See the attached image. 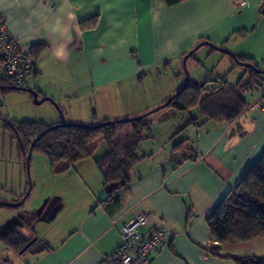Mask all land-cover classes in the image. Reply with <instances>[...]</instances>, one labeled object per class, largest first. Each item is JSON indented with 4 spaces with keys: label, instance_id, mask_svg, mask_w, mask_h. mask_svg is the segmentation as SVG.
Returning a JSON list of instances; mask_svg holds the SVG:
<instances>
[{
    "label": "crops",
    "instance_id": "obj_1",
    "mask_svg": "<svg viewBox=\"0 0 264 264\" xmlns=\"http://www.w3.org/2000/svg\"><path fill=\"white\" fill-rule=\"evenodd\" d=\"M245 6L243 0H224L219 10L200 0L173 7L165 0H0V16L23 54L32 57L34 45L46 47L24 87L37 92L39 99L51 98L68 111L70 122L95 125L136 117L163 104L181 88L183 78L172 82L164 96L143 101L130 98L131 84L141 73L182 64L201 41L226 47V20L233 10ZM236 52L254 58L249 52ZM224 61L227 70L235 68L234 62ZM18 95L26 97L27 104L33 103L28 93ZM247 100L249 108L232 123L203 117L187 127L190 120L181 116L168 121L169 129L158 133L153 128L157 120L150 116L152 138L140 145L146 153H140L142 158L132 169L129 193L118 194L123 210L112 218L98 206L107 192L95 161L106 154V148L60 175L51 174L49 163L44 171L38 167L29 213L33 219L29 214L18 216V210H3L0 239L17 231L50 246L47 251L37 245L26 254L29 261L20 264H101L117 249L122 226L144 213L150 223L141 230L143 235L156 225L171 232L167 242L152 252V264H234L233 258L248 256L264 259V238L218 244L207 223L264 152V89ZM3 102L8 112L9 104L5 98ZM0 116L23 122L10 113ZM49 116L43 122L60 121L53 107ZM182 141L196 160L174 149L173 144ZM17 158L22 169L18 153ZM18 177L20 183L11 195L22 192L19 198L28 179L23 185L21 172ZM5 200L9 199L0 197ZM211 247L218 249V256L205 249Z\"/></svg>",
    "mask_w": 264,
    "mask_h": 264
},
{
    "label": "trees",
    "instance_id": "obj_2",
    "mask_svg": "<svg viewBox=\"0 0 264 264\" xmlns=\"http://www.w3.org/2000/svg\"><path fill=\"white\" fill-rule=\"evenodd\" d=\"M186 1L189 0H165L169 7ZM203 39L201 38V40ZM220 47L226 48L225 45ZM45 48L44 45H34L31 48V55L35 62ZM211 49L217 51L214 48ZM195 54L190 58H194ZM237 59L259 68L253 59L239 55H237ZM246 71L249 76L245 83L232 84L226 78L207 80L200 86L189 82L187 88L167 108L178 113L189 114L198 110L207 121L232 123L249 108L250 103L246 99V95L258 91L260 88L264 89V75H260L250 68ZM13 93H28L33 99V95L24 87V83L18 86L5 76H0V98ZM197 120V118H191L187 127L196 124ZM113 121L117 120H103L95 125H90H101L100 127L88 129L83 124L60 127V121L47 124L45 122L9 121L4 118V127L10 131L13 139L17 142V153L24 164L25 171L26 158L32 150L31 162L34 155L46 157L52 175H60L68 171L78 161L93 156L99 143L104 141L107 152L95 162L102 174L107 197L101 200L98 206L112 218L124 208L122 198L118 197V194L122 192L127 194L130 191L132 169L142 158L140 145L152 138L153 123L150 116L135 122L111 123ZM42 133L44 135L33 146V142ZM186 145L185 141H182L177 143L174 149L182 153L186 152L184 154L186 158L193 157L191 155L193 150ZM192 159L196 160L194 157ZM27 189L28 183L25 192L13 202L20 201ZM29 196L31 197V195ZM0 209L15 211L19 208L0 206ZM207 223L214 241L218 244H234L264 238V152L240 183L230 191L208 218ZM30 240V238L27 239L19 232L14 231L2 237L0 242L18 254ZM33 241V248L42 244L44 250L50 251L48 244L40 240L33 239ZM205 249L211 254L219 255L217 254L218 249L215 247ZM27 253H29L28 249L22 255ZM233 262L234 264H264V259L248 256L233 258Z\"/></svg>",
    "mask_w": 264,
    "mask_h": 264
},
{
    "label": "rangeland",
    "instance_id": "obj_3",
    "mask_svg": "<svg viewBox=\"0 0 264 264\" xmlns=\"http://www.w3.org/2000/svg\"><path fill=\"white\" fill-rule=\"evenodd\" d=\"M206 1L209 7L218 10L219 8L221 9L224 6V0H200L202 4H206ZM229 1L234 2L237 0ZM239 1L241 2L242 0ZM243 1H246L247 6H245L244 8H240L239 10H233L232 16L226 20L227 22L225 24V37L229 39V43L227 44L225 49L235 53L236 55H238L236 51L240 50L241 53L249 52L248 55L254 57L253 60L256 62L259 69L264 70V14L262 12L264 7V0ZM195 46L193 48H195ZM221 54L223 53L219 51H212L211 47L207 45H204L200 49H198L194 58H189L186 63V67L190 75V83H200V85H203L207 81V79L219 80L222 78H226L232 84L247 82L249 75L246 69L248 68L240 66L230 56ZM223 58L228 60L229 62H234L235 68L232 70L231 68H229L227 70L226 61L222 62ZM178 77L184 79V84L186 74L184 72L183 65L178 63L170 66L166 70H161L160 72L152 71L151 73H141L140 78L131 84L130 87H132L133 89L129 96L132 99L141 101L146 100L150 97H152V99H155L164 96L171 88L170 84L172 82H176ZM254 94L255 92L247 94L246 99L250 100L254 96ZM4 98L6 99V103L9 104L8 112L7 110L5 111L2 106V103H4ZM25 98L26 97H24L23 95H18L17 93L2 96L0 98V114L6 117L8 116V113H10L12 118H21L20 121L26 120L31 122H43L51 119V117L49 116V112L52 111V107L58 112V110L51 102H44L41 105H35L34 103L27 104ZM161 105L162 104L155 106L154 108H151L143 114H146L147 112L154 110ZM165 110L172 109H164L151 115L152 120H157L155 127H153L154 132L155 130L157 132L166 131V129H169L168 121H178V119L182 117L186 118V122L191 120V118H200V122L204 119L200 115L198 110L192 111L191 114L186 112L178 113L174 111L173 114H176L174 116H170V111ZM62 111L66 122L76 124V122L69 121L68 111H64L63 109ZM83 125L90 126L89 124ZM176 142L175 144H173L174 146L177 144ZM102 148L107 149L104 141L99 143L97 149L94 152V155H98ZM17 150V142L15 139H13L10 131L4 127V118L0 116V197L9 199L2 202H13L12 200H16L18 198V195L22 193L16 192V196L11 195L13 188H16L20 183L18 177L19 172H21L22 175L23 181L21 182L23 183V185H25L27 181V175L25 170L23 169L24 166H22V169H19L20 165L17 160ZM140 153H146L143 149V145L140 146ZM47 165V158L40 155H34V160L33 163L31 162L30 168V176L33 185L37 183L36 174L39 171L38 167L40 170L44 171ZM33 196L34 192L32 196L25 202V204L21 206L18 211H16L18 212V216L23 217L31 213L30 210L32 209L31 205ZM3 210L5 209H0V212L5 214L6 211ZM33 217V213L31 215L29 214V218L33 219ZM62 218H64L63 215L60 216L59 223L61 222ZM46 227L48 228L49 226ZM27 256L29 255L27 254ZM27 256L24 255L19 257L13 250L9 249L4 243L0 242V264H20L22 262H27L29 261ZM23 257L25 259H22Z\"/></svg>",
    "mask_w": 264,
    "mask_h": 264
},
{
    "label": "built area",
    "instance_id": "obj_4",
    "mask_svg": "<svg viewBox=\"0 0 264 264\" xmlns=\"http://www.w3.org/2000/svg\"><path fill=\"white\" fill-rule=\"evenodd\" d=\"M34 67V59L21 52L18 40L10 35L0 16V76H5L15 85L21 86ZM261 111L264 114V105ZM149 223L148 215L138 213L130 222L124 224L120 230L117 249L104 257L101 264H152V252L167 242L171 232L156 225L145 236L141 230Z\"/></svg>",
    "mask_w": 264,
    "mask_h": 264
},
{
    "label": "water",
    "instance_id": "obj_5",
    "mask_svg": "<svg viewBox=\"0 0 264 264\" xmlns=\"http://www.w3.org/2000/svg\"><path fill=\"white\" fill-rule=\"evenodd\" d=\"M262 12L264 14V8H263ZM204 45H207V46H209L211 48H214L215 50H217V51H219V52H221L223 54H226V55L230 56L231 58H233L235 60V62L237 64H239L242 67H246V68L253 69L258 74L264 75V70H261V69L257 68L255 65L250 64V63H245V62L238 61L237 55L235 53H233V52H231V51H229V50H227L225 48H222L220 46H216V45H214L213 43H211L209 41H202L199 44H197L195 46V48H193L188 54H186L184 56L183 60H182V65H183L184 72L186 74V79H185V83L183 84L182 88L176 94H174L172 97H170L167 100V102H165L164 104H162L160 107L155 108L154 110H151V111L147 112L146 114H143V115L138 116V117L120 119V120H117V121H113L111 123H120V122L127 123V122L139 121L141 119H144L146 117H149V116L153 115L154 113H156L158 111H161V110L167 108L169 106V104L173 100H175L187 88V86H188V84L190 82V75L188 73V70H187V67H186V63H187L188 59L190 57H192L198 51V49H200ZM26 90L33 95V103L35 105H41L44 102H51L54 105V107L58 110L59 115H60V124H59L60 127H69V126H72V125L78 126V124L66 122V120L64 118V115H63V111L58 106V104H56L51 98H42V99H39V94L37 92H35L33 90H28V89H26ZM102 125H104V124H102ZM100 126L101 125H97V126H85V127L88 128V129H96V128L100 127ZM42 135H44V133L40 134L36 138V140L33 142V146L38 142V140L42 137ZM31 158H32V150H30V152L28 153L27 158H26V172H27V179H28V183H29V187H28V190H27L26 194L18 202H2V201H0V206L18 209L21 206H23L25 204V202L27 201V199H28V197H29V195H30V193H31V191L33 189V184H32V180H31V176H30Z\"/></svg>",
    "mask_w": 264,
    "mask_h": 264
},
{
    "label": "flooded vegetation",
    "instance_id": "obj_6",
    "mask_svg": "<svg viewBox=\"0 0 264 264\" xmlns=\"http://www.w3.org/2000/svg\"><path fill=\"white\" fill-rule=\"evenodd\" d=\"M264 8V7H263ZM27 183H28V181H27ZM28 187H29V183H28ZM28 190V189H27ZM31 193H32V191H31ZM31 193H30V195H31ZM26 194V193H25ZM30 197V196H29ZM22 199V198H21ZM20 199V200H21ZM31 240H30V242L25 246V248L21 251V252H19L17 255H22V253H24V251L25 250H27L28 249V252L29 253H31V252H33V250H34V248H33V237L32 238H30Z\"/></svg>",
    "mask_w": 264,
    "mask_h": 264
}]
</instances>
